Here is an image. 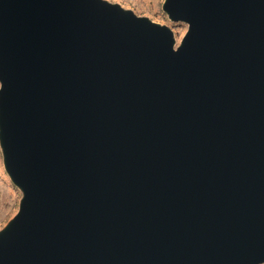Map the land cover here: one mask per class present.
I'll use <instances>...</instances> for the list:
<instances>
[{
	"label": "water",
	"instance_id": "obj_1",
	"mask_svg": "<svg viewBox=\"0 0 264 264\" xmlns=\"http://www.w3.org/2000/svg\"><path fill=\"white\" fill-rule=\"evenodd\" d=\"M0 0V264H264V0Z\"/></svg>",
	"mask_w": 264,
	"mask_h": 264
},
{
	"label": "rangeland",
	"instance_id": "obj_2",
	"mask_svg": "<svg viewBox=\"0 0 264 264\" xmlns=\"http://www.w3.org/2000/svg\"><path fill=\"white\" fill-rule=\"evenodd\" d=\"M119 4L125 9L131 10L134 14L147 17L150 20L170 27L176 36L178 44L187 30L183 23H171L166 14L162 11L164 0H106ZM21 194L11 183L4 171L2 155L0 151V230L16 214Z\"/></svg>",
	"mask_w": 264,
	"mask_h": 264
}]
</instances>
